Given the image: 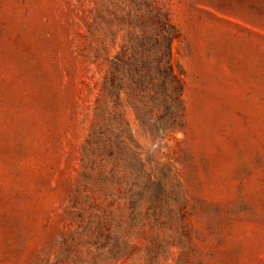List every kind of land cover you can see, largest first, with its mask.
Returning a JSON list of instances; mask_svg holds the SVG:
<instances>
[{
	"label": "rangeland",
	"instance_id": "rangeland-1",
	"mask_svg": "<svg viewBox=\"0 0 264 264\" xmlns=\"http://www.w3.org/2000/svg\"><path fill=\"white\" fill-rule=\"evenodd\" d=\"M0 264H264V0H0Z\"/></svg>",
	"mask_w": 264,
	"mask_h": 264
}]
</instances>
